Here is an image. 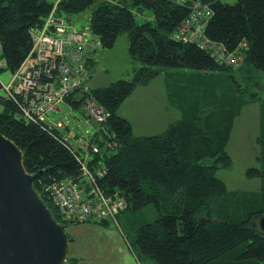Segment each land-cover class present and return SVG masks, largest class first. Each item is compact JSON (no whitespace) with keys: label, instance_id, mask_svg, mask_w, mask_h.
<instances>
[{"label":"trees","instance_id":"trees-1","mask_svg":"<svg viewBox=\"0 0 264 264\" xmlns=\"http://www.w3.org/2000/svg\"><path fill=\"white\" fill-rule=\"evenodd\" d=\"M205 1L213 10L206 27L212 40L229 49L246 41L240 65L221 64L206 48L172 38L189 15L186 5L170 0L58 3V10L67 18L93 7L90 26L104 47H112L126 30L130 53L142 63L134 78L92 86L89 92L110 115L96 126L99 152L93 153L88 165L95 174L105 169L104 175L97 176L98 184L106 194L124 196L126 211L138 219L135 252L139 264H264V234L251 226L253 218L264 213V101L259 165L247 169L250 177L261 178V188L231 189L216 174L218 168L232 164L226 148L237 116L248 102L261 99L254 92L245 100L247 90L238 76L248 66L264 73V0ZM53 5L49 0H0V37L9 69H16L28 54L31 27L41 25ZM138 10L149 11L151 18H139ZM170 67L194 69L208 77L224 72L228 84L219 94L214 87L208 88L215 98L197 97L185 104L181 118L161 133L136 135L132 123L118 109L138 85L148 84L162 68ZM206 93L209 96L210 92ZM66 101L87 114L73 96ZM0 131L23 150L28 172L43 171L35 178L34 187L57 220L67 226L72 221L57 212L44 186L54 177L85 179L79 161L61 141L60 130L45 129L28 120L18 103L3 98ZM148 207L154 208L153 219L147 213L143 218ZM92 222L107 225L109 220ZM68 260L69 264L78 262L75 257Z\"/></svg>","mask_w":264,"mask_h":264},{"label":"built area","instance_id":"built-area-1","mask_svg":"<svg viewBox=\"0 0 264 264\" xmlns=\"http://www.w3.org/2000/svg\"><path fill=\"white\" fill-rule=\"evenodd\" d=\"M59 1L55 2L41 25L31 27L32 47L21 64L12 70L11 81L4 84L0 80V89L6 91V97L0 96V100L6 98L15 101L28 120L41 124L45 129H59L61 141L79 161L84 182L54 177L44 186L61 217L72 222L112 219L118 223V215L128 208L127 199L124 196L106 194L97 182V176L104 175L105 169H99L98 174H95L88 165L93 153L99 152L96 126L104 123L110 115L89 94L93 86L94 70L91 61L95 60L103 44L90 25L79 30L72 24L58 10ZM170 1L190 8L189 15L173 31V39L206 48L221 64H241L244 48L247 47L246 41L229 49L227 45L214 41L207 35L206 27L213 15L209 2ZM6 68L8 63L3 56L0 37V69ZM71 96L87 112L84 118L73 114L75 109L66 101ZM63 102L72 111L65 112Z\"/></svg>","mask_w":264,"mask_h":264},{"label":"rangeland","instance_id":"rangeland-1","mask_svg":"<svg viewBox=\"0 0 264 264\" xmlns=\"http://www.w3.org/2000/svg\"><path fill=\"white\" fill-rule=\"evenodd\" d=\"M92 9L93 7H90L72 14L69 20L79 30H84L90 25ZM137 16L144 20L151 18L149 11L138 10ZM95 57L92 85L96 87L108 85L121 78L132 79L142 65L141 61L130 53V38L126 30L121 31L112 47L103 46ZM12 74L13 71L9 68L0 69V80L7 84L11 81ZM240 75L238 79L247 90L244 99L251 97L254 92H258L261 99L248 102L237 116L226 148L232 157V164L218 168L216 174L225 180L231 189L259 190L262 185L261 178L250 177L247 175V169L259 165L258 135L264 101V73L248 66ZM227 84L224 72L208 77L205 72L190 68H162L148 84L138 85L120 105L118 112L132 123L136 135L161 133L170 123L181 118L185 104H191L197 97L199 100L215 98L216 96L211 94L214 91L208 88L214 87L219 94L218 90H224ZM206 92H210L209 96ZM0 96L6 97V91L2 88ZM62 106L65 112L72 111L67 103L63 102ZM72 112L84 118L85 113L79 110ZM133 214L130 211L123 212L118 216V223L110 219L107 225L99 222L69 223L66 226L70 238L69 256H76V264H139L135 252V230L139 222ZM154 215V208L144 209L143 218L153 219ZM69 256L64 264H69Z\"/></svg>","mask_w":264,"mask_h":264},{"label":"water","instance_id":"water-1","mask_svg":"<svg viewBox=\"0 0 264 264\" xmlns=\"http://www.w3.org/2000/svg\"><path fill=\"white\" fill-rule=\"evenodd\" d=\"M37 173L23 150L0 131V264H64L69 235L34 187ZM252 228L264 234V213Z\"/></svg>","mask_w":264,"mask_h":264},{"label":"crops","instance_id":"crops-1","mask_svg":"<svg viewBox=\"0 0 264 264\" xmlns=\"http://www.w3.org/2000/svg\"><path fill=\"white\" fill-rule=\"evenodd\" d=\"M57 1H59V0H56V2H57ZM51 2H52V1H51ZM53 3H55V2H53ZM95 59H96V57H95ZM94 62H96V60H95ZM121 115H122V114H121ZM70 132H71V131H70ZM70 132H69V133H70ZM68 256H69V255H68ZM69 257H75V258H76V256H69Z\"/></svg>","mask_w":264,"mask_h":264}]
</instances>
